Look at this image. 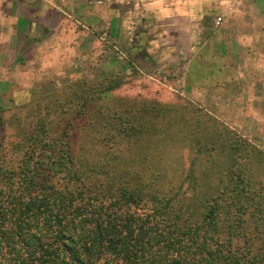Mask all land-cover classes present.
Instances as JSON below:
<instances>
[{
  "label": "trees",
  "instance_id": "trees-1",
  "mask_svg": "<svg viewBox=\"0 0 264 264\" xmlns=\"http://www.w3.org/2000/svg\"><path fill=\"white\" fill-rule=\"evenodd\" d=\"M83 112L0 115V264H264L262 151L186 102Z\"/></svg>",
  "mask_w": 264,
  "mask_h": 264
},
{
  "label": "crops",
  "instance_id": "crops-1",
  "mask_svg": "<svg viewBox=\"0 0 264 264\" xmlns=\"http://www.w3.org/2000/svg\"><path fill=\"white\" fill-rule=\"evenodd\" d=\"M94 1L0 0V95L38 58L62 63L70 42L83 56L86 38L93 48L107 36L167 93L235 115L264 143V0Z\"/></svg>",
  "mask_w": 264,
  "mask_h": 264
},
{
  "label": "rangeland",
  "instance_id": "rangeland-1",
  "mask_svg": "<svg viewBox=\"0 0 264 264\" xmlns=\"http://www.w3.org/2000/svg\"><path fill=\"white\" fill-rule=\"evenodd\" d=\"M77 1L84 5L83 9L90 8L96 2L94 0ZM71 21H74L73 16L70 17V23ZM81 22L74 23L75 28L85 31V37H94V33L90 31L91 28L86 27L87 23H83L84 27H82ZM90 42V38L85 39L87 52L85 51L83 56L79 55L76 47H72L75 44L70 42L69 48L63 52L62 63L54 53L46 58H38L32 66L28 65L31 70L22 71L19 80L10 79L6 84L5 93L0 95V115L4 118V136L6 135L12 141L16 139L19 124H24L27 121L31 124L35 122L34 117L37 111L44 106L50 110L51 114L59 113L63 109L76 115L81 111L86 113L95 108L137 109L142 108L147 101L171 105H182L186 102L203 111L204 114L214 117L264 153V143L254 142L258 137L254 135L252 129L237 127L235 115L234 118H231L229 113H226V117H222V115L217 113L216 115L198 107L188 97L167 93L165 87H161L156 80L151 79L147 72L132 64L124 51L111 44L107 36H102L96 47L92 48ZM110 83L117 84V88L111 92L103 93L104 88ZM98 92H102L101 99L96 100L92 105L84 104V99L87 96L98 95ZM25 115L28 117L24 118ZM69 120L75 126H83L88 121L83 117L71 118L70 116ZM55 121L53 120L52 125L55 124ZM66 121L67 118L63 120L62 124L59 123L64 126ZM75 134L74 138L78 139L80 143L95 137L94 135L86 137L81 130ZM3 135L0 131V138ZM176 137L173 136V138ZM177 147H180L179 144ZM92 153L95 154L94 151ZM167 157L180 158L178 166H187L188 155L182 148L176 149Z\"/></svg>",
  "mask_w": 264,
  "mask_h": 264
},
{
  "label": "built area",
  "instance_id": "built-area-1",
  "mask_svg": "<svg viewBox=\"0 0 264 264\" xmlns=\"http://www.w3.org/2000/svg\"><path fill=\"white\" fill-rule=\"evenodd\" d=\"M218 21H220V19L218 18Z\"/></svg>",
  "mask_w": 264,
  "mask_h": 264
}]
</instances>
